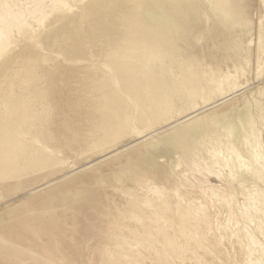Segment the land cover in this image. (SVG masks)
Instances as JSON below:
<instances>
[{
	"label": "bare ground",
	"instance_id": "1",
	"mask_svg": "<svg viewBox=\"0 0 264 264\" xmlns=\"http://www.w3.org/2000/svg\"><path fill=\"white\" fill-rule=\"evenodd\" d=\"M52 2L0 0V264H264V0Z\"/></svg>",
	"mask_w": 264,
	"mask_h": 264
},
{
	"label": "rangeland",
	"instance_id": "2",
	"mask_svg": "<svg viewBox=\"0 0 264 264\" xmlns=\"http://www.w3.org/2000/svg\"><path fill=\"white\" fill-rule=\"evenodd\" d=\"M56 7V3L52 2V0H44V4H43V12L50 14L55 10ZM37 13L35 14V19H40V11L41 9H39V7H37V9L35 10ZM79 36H84L87 37L88 36V31H84L81 34H79Z\"/></svg>",
	"mask_w": 264,
	"mask_h": 264
}]
</instances>
